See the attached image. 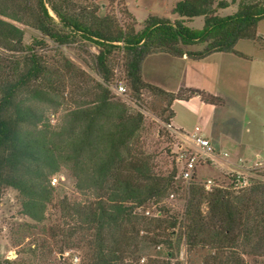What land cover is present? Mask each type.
<instances>
[{
    "label": "trees",
    "instance_id": "trees-1",
    "mask_svg": "<svg viewBox=\"0 0 264 264\" xmlns=\"http://www.w3.org/2000/svg\"><path fill=\"white\" fill-rule=\"evenodd\" d=\"M228 6V0H177L171 11L176 20L148 15L135 30L134 24L120 26L107 16L74 14L69 0H0V198L5 189H13L21 213L41 220L50 178L65 167L77 190L91 195L73 203L65 215L72 220L69 237L74 236L68 247L83 249L85 264H139L144 247L159 245L167 250L165 259L146 264H181L173 256L181 242L187 250L210 252L212 264H245L244 257L264 261V182L254 179L244 187L205 191L195 175L183 190L187 200L178 215L164 202L177 190L174 154L165 175L156 173L144 154L135 153L132 142L144 117L108 88L114 80L110 54L120 49L122 75L136 99L146 89L170 102L197 97L222 106L221 97L205 91L192 90L181 98L143 82L140 64L151 53L192 60L215 53L249 59L235 46L256 41L264 0H238L233 13H217ZM197 17L203 19L200 28L185 24ZM18 24L39 34L33 43L24 42ZM43 40L58 47L88 41L97 49L92 60L97 79L85 76L56 129L43 123L35 106L52 103L62 86H72L77 68L61 52L59 60L47 62L37 48L45 45ZM191 45L202 49L181 47ZM1 50L10 56H1ZM164 123L172 138L173 128L168 120ZM148 206H154L156 216L140 214ZM239 240L248 252L238 250ZM0 264L20 263L2 259Z\"/></svg>",
    "mask_w": 264,
    "mask_h": 264
},
{
    "label": "rangeland",
    "instance_id": "rangeland-1",
    "mask_svg": "<svg viewBox=\"0 0 264 264\" xmlns=\"http://www.w3.org/2000/svg\"><path fill=\"white\" fill-rule=\"evenodd\" d=\"M69 1L73 4L74 14L84 13L89 15L88 17L107 16L120 26L134 24L135 30L140 29L148 15H157L169 20L177 19L176 15L171 14L177 0H114L111 3L105 0ZM237 1L228 0L229 6L219 9L217 13L222 16L233 13ZM202 21V17H197L185 21V24L190 28H200ZM18 27L23 31V40L26 44L33 43L32 40L39 35L27 26L18 24ZM43 41L45 45L37 48H40L39 52L46 57L47 62L51 63L50 60L55 59L61 52L77 68L71 79L72 86L68 84L66 86L69 87L62 86L63 90L52 103H41L35 106L43 115V123L56 129L61 126V117L71 108L77 93L80 92L79 88H82L86 82L85 76L97 79V75L92 70V60L97 49L92 43L82 40H78L71 46L61 47L47 40ZM181 47L186 51L202 49V45ZM235 50L246 55L249 58L248 61L217 53L211 59L206 57L204 60L189 63L197 68L191 73V78L195 77L196 81L201 82L207 88L206 93L221 97L224 101L222 106L216 108L209 125L210 142L218 154L217 160L211 165L199 167L196 173L198 182L212 180L209 190L214 186L244 187L254 179L264 182V19L258 23L256 41H239ZM9 54L1 50V56L6 57ZM151 54L158 55L149 54L150 56L147 57V55L140 64L145 77V80L142 78L143 82L150 84L146 78H152L160 83H170L169 77L172 84L180 81L181 77H187L189 69L186 63L180 62L178 58L168 57L170 55L167 56L164 53ZM56 59L59 60L57 57ZM123 59L120 49L113 50L110 54L114 80L108 88L113 97L125 102L132 110H140L144 119L141 129L132 142V149L135 153H142L148 157L156 173L166 175L171 171L172 166L170 154H175L178 146L184 143L181 132L170 130L169 136L174 135L170 138L166 136L163 129L164 122L167 120L168 126L171 127L169 121V118H172L171 114L173 115L171 104L175 101L170 102L169 97L159 96L146 89L141 91L137 99L133 97L122 75ZM116 84H122L127 88V96L114 93ZM190 91L192 90L187 88L178 89L173 94L187 98ZM135 105L140 108H136ZM174 111L179 125L189 130L187 131L189 133L197 124V117L179 106L175 107ZM175 186L177 190L164 202L172 211L180 215L187 200L183 192L186 183L177 177ZM48 191L49 198L45 205L43 219L38 221H33L21 213L16 191L7 188L2 192L0 260H15L20 264H85L84 250L68 247L74 236L69 237L72 220L70 217L65 218V215L73 203L90 198L91 195L77 190L74 177L65 167H61L51 176ZM205 207L203 204L202 210H205ZM138 211L146 217H154L157 213L154 206ZM237 248L241 252L249 251L241 240L237 243ZM166 252L167 250L161 245L144 247L139 254V264L162 261L165 259ZM209 255L211 253L207 250H187L183 242L173 254L174 259L181 264H212ZM74 257L77 258L76 262L72 261ZM244 261L245 264H264L259 257H244Z\"/></svg>",
    "mask_w": 264,
    "mask_h": 264
},
{
    "label": "crops",
    "instance_id": "crops-1",
    "mask_svg": "<svg viewBox=\"0 0 264 264\" xmlns=\"http://www.w3.org/2000/svg\"><path fill=\"white\" fill-rule=\"evenodd\" d=\"M215 54H217V53H215ZM215 54H211V55L207 56V58L211 59L214 57ZM218 54H224V53H218ZM150 55H158V54H150ZM150 55H148L147 57H149ZM228 55H231V54H228ZM232 56H234V55H232ZM168 57H172V56H168ZM178 59L180 60V62L186 63V67L189 69V73L187 74V77L186 76L181 77L180 81L178 80L172 84H171V79L169 77H168V80H170V83L169 82L168 83H160V82L155 81L152 78H146L147 82H149L150 84H153L155 86H158L162 90L170 92V93H173L174 91H176L178 89H185V88L191 89V90H199V91L208 92L207 88L204 87V85H202L201 82L196 81L195 77L191 78V73L194 72V70L196 71L197 68L195 66H193V64H189V63H193V62H197V61L189 59L187 57H181ZM204 59H206V57L203 59H200V61L204 60ZM238 59L248 61V59H242V58H238ZM186 72H188V71L186 70ZM140 73H141V77L144 79L145 77L143 76V71L141 68H140ZM209 92L211 93V91H209ZM215 95H219V94L217 93ZM177 106H179V108H184L189 114L197 117V124L196 125H198L200 127L201 134L211 141V136H210L211 135V129L209 126L210 121H211L210 119L214 115L217 107L210 105V104H205V103L201 102L200 99L197 97H190L186 100L173 102L171 104L173 116L170 119V126L174 130H178L182 134H188L187 131H189V130L182 128L181 125H179V123L177 122L176 112L174 111L175 107H177ZM196 125H194V126H196ZM192 130L190 132H192Z\"/></svg>",
    "mask_w": 264,
    "mask_h": 264
},
{
    "label": "built area",
    "instance_id": "built-area-1",
    "mask_svg": "<svg viewBox=\"0 0 264 264\" xmlns=\"http://www.w3.org/2000/svg\"><path fill=\"white\" fill-rule=\"evenodd\" d=\"M114 93L127 96V88L122 84H116ZM182 138L184 143L178 146L174 154V161L178 170V177L187 183L192 180L193 176L197 175L199 167L211 165L212 162L216 161L218 154L210 140L201 134V129L198 126H194L192 132L183 134ZM224 164L226 165V163ZM52 180L54 181V179ZM201 183L203 188L208 191L212 180L208 179ZM72 261L76 262L77 258L74 257Z\"/></svg>",
    "mask_w": 264,
    "mask_h": 264
}]
</instances>
